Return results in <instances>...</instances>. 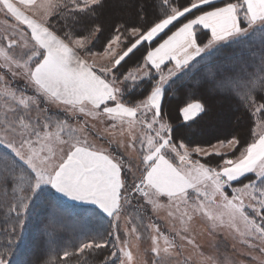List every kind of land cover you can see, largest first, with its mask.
<instances>
[{"label":"snow or ice","instance_id":"1","mask_svg":"<svg viewBox=\"0 0 264 264\" xmlns=\"http://www.w3.org/2000/svg\"><path fill=\"white\" fill-rule=\"evenodd\" d=\"M108 4L0 0L15 21L0 35V210L21 228L39 200L53 219L75 209L94 220L59 264L109 249L101 264H140L129 236L150 241L144 264H234L196 243L197 222L264 264V0H160L151 18L142 6L110 21ZM177 82L233 101L252 121L248 139L186 140L180 129L211 105L189 96L174 127L164 107ZM11 245L0 264H12Z\"/></svg>","mask_w":264,"mask_h":264},{"label":"trees","instance_id":"2","mask_svg":"<svg viewBox=\"0 0 264 264\" xmlns=\"http://www.w3.org/2000/svg\"><path fill=\"white\" fill-rule=\"evenodd\" d=\"M118 0H109L105 12V19L110 21L111 19L133 20L135 19V13L143 6L149 18L152 15L159 14V2L160 0H123L126 3V10L122 11V6ZM183 2V0H180ZM236 2V0H233ZM125 15L123 18H117L116 14ZM198 35L199 32H198ZM204 37L201 35L200 37ZM159 42V41H157ZM99 47V45H97ZM135 57L133 58V60ZM132 65V61H129L128 68ZM179 83L170 89L169 96L165 100V113L167 118L170 119L174 127H179L181 120L178 118V106L182 105L186 101H189V96L192 99H204L211 105V109L208 114L202 116L195 124H192L190 128L180 129L186 140L191 141L193 144L200 143L205 144L207 142H215L219 138H224L230 135H239L242 139H248V132L251 120L241 112L236 111V104L233 101L222 100L215 97H207L204 93L188 89H184L183 92H177L175 89L179 87ZM133 87V86H132ZM132 87H129L131 91ZM140 88H136V92H139ZM240 117L238 120L237 117ZM42 206V207H41ZM43 208V210L40 209ZM54 207V204L44 200H39L34 203L29 211V216L26 219L25 234L21 239V243L14 251L12 256V264L20 259L22 252L25 249V243L30 244L28 249V255L25 257L23 264H47V261L52 259L56 260L59 264V258L62 257L64 250L72 251L74 246H78L81 240L87 236L93 234L94 229H98L99 225L94 220L86 223V229L74 228L82 224L80 217L84 214L79 213V210L69 209L67 213L60 215L61 218L50 217V211ZM10 216H4L2 210H0V245H5L9 242V236L7 229L10 227L7 225L12 222ZM85 224V223H84ZM47 226L48 231L45 232ZM32 231H38L36 237L31 239ZM40 231V232H39ZM42 231V232H41ZM53 239L52 246H49L47 241ZM48 245V246H47ZM109 250H105L100 253H91L86 257H81L77 260L76 257L69 259L68 264H83L87 261V264H101V260L104 259Z\"/></svg>","mask_w":264,"mask_h":264},{"label":"rangeland","instance_id":"3","mask_svg":"<svg viewBox=\"0 0 264 264\" xmlns=\"http://www.w3.org/2000/svg\"><path fill=\"white\" fill-rule=\"evenodd\" d=\"M118 1H120L119 4L122 6L121 10L127 11L126 10V6H127L126 3L123 0H118ZM118 1H117V3H118ZM116 16H117V18H123L125 15H122L119 13V14H116ZM5 19H8L9 24L15 23L14 20H12L11 18H5L4 15L2 13H0V35H2L4 33L5 28L7 27V25H5V23H4ZM132 86H133L132 83L129 82L128 87H132ZM3 151H4V149L0 148V152H3ZM222 151L226 152L227 149H223ZM244 182H247V181H244ZM236 186H240V185H236ZM2 200H3V197L0 196V201H2ZM41 207H40V209L43 210V208H41ZM2 213L4 214L5 217L10 216L13 220L12 222H9L7 224L10 226L7 229V234L9 236V240H11V242H12L11 246H12L13 255H14L15 249L21 243V241H22L21 239L23 238V236L25 234L26 219L29 216V212L24 217L25 222H24L22 228H21L19 222L16 220L15 214H9L7 212L6 208H2ZM165 217H166V212H161L160 218L158 219L157 223L162 228V230L167 232L169 229V222L165 219ZM56 218L59 219L61 217H60V215H58ZM127 218L137 220L136 212L130 210L129 216L126 217L125 219H127ZM123 222H124V220L122 219L121 223L123 224ZM145 222H147V221H145ZM13 226L16 227L17 235H15V236L11 235ZM73 227L77 228V229L82 228V230L84 231L86 229V224L82 223L80 225L73 226ZM194 231H195L196 243L199 244L205 250L206 253H211L213 255H219L221 258H223L224 256H227L234 262V264H255V262L252 261L251 256L248 254L247 248L245 246L240 245L238 242H236L235 245L233 246V241L231 240V238H229L225 242V241H222L220 237L210 236V235H208L207 231L203 228V226L199 224V222H197L194 225ZM37 232L32 231L33 236H31V239L36 237L35 235ZM121 236L123 238V231L121 232ZM22 243H23V241H22ZM47 243L49 246H52L53 239H51L50 241L48 240ZM128 243L130 245L131 251L133 252V255L135 257H137L140 264H144V262L150 260V258H151V253L149 251L150 241L146 237L143 239L137 240V238L135 236H129L128 237ZM216 244H219L218 249L215 247ZM24 245H25V247H24L25 249L23 250V252L21 254L22 257L20 259L16 260L15 264H23L25 257L28 255V249L30 247V244L25 243ZM190 250H191V246H188V251H190ZM188 251L185 252V255L188 254Z\"/></svg>","mask_w":264,"mask_h":264},{"label":"crops","instance_id":"4","mask_svg":"<svg viewBox=\"0 0 264 264\" xmlns=\"http://www.w3.org/2000/svg\"><path fill=\"white\" fill-rule=\"evenodd\" d=\"M165 111V110H164ZM181 122H182V120H181Z\"/></svg>","mask_w":264,"mask_h":264}]
</instances>
